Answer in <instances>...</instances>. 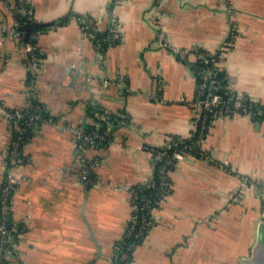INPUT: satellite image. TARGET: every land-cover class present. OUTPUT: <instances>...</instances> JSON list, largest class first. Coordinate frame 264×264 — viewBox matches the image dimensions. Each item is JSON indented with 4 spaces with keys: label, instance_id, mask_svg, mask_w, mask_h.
I'll return each instance as SVG.
<instances>
[{
    "label": "crops",
    "instance_id": "obj_1",
    "mask_svg": "<svg viewBox=\"0 0 264 264\" xmlns=\"http://www.w3.org/2000/svg\"><path fill=\"white\" fill-rule=\"evenodd\" d=\"M228 4L237 35L220 62L225 85L264 105V0H32L39 23L70 14L43 26L37 38L38 94L30 98L62 123L87 127L96 106L121 120L101 146L81 147L73 133L52 124L31 131L12 195L20 227L10 264H88L97 250L90 264H112V245L131 212L126 187L150 171L145 146L185 137L192 128L196 79L174 51L156 43V30L177 48H214L229 29ZM74 12L99 32L109 30L112 16L122 24V39L106 47L103 63ZM11 20L0 6V96L6 106L21 107L25 55L14 40L1 38ZM157 73L163 85L156 98ZM11 138L0 114V182ZM201 147L214 160L188 156L171 170L156 225L128 264H236L250 247L264 214V119L216 116ZM224 161L234 170L224 169ZM84 170L86 181L79 178Z\"/></svg>",
    "mask_w": 264,
    "mask_h": 264
},
{
    "label": "built area",
    "instance_id": "obj_2",
    "mask_svg": "<svg viewBox=\"0 0 264 264\" xmlns=\"http://www.w3.org/2000/svg\"><path fill=\"white\" fill-rule=\"evenodd\" d=\"M16 1L19 2L18 10L24 14L28 22L35 23L37 21L34 16L32 0H14L13 3L8 0H0L1 8L12 18L8 29L2 30L1 28V38L7 37L19 44L20 49L25 55L24 62L26 66L22 76L26 104L21 107H9L6 106L0 96V114L8 121L11 135L14 136L3 153L4 175L0 182V264L5 262H8L6 264H10V259L17 254L18 225L12 218V195L16 184L20 180L18 168L24 162V148L27 144L25 133L27 128L31 127L33 130H39L44 125L52 124L58 129L73 133L79 139L81 147L96 146L99 144L104 145L109 140L106 133L100 130V120L106 122V131L111 130L121 120L119 115L96 106L93 109L95 121L91 127L84 129L80 125L60 122L48 109L38 103L35 105V109L43 107L47 111V115L43 116L35 110L29 116H26L29 108V106H26L31 104L30 97H37L38 94L36 85L41 58L37 38L43 32V29L34 28L31 33L33 42L24 40L23 31L18 29L20 25L19 20L16 18L13 10ZM227 14L229 21L228 32L214 48H209L201 43L177 48L163 40L162 28L160 26H158V31L156 30L157 34L159 33L156 43L165 45L168 49L174 51L196 79L195 93L190 105L194 112L192 128L190 133L185 137H192L196 131L197 136L188 143H184V136L175 135L163 144L145 146V149L150 154V171L145 179L126 187L129 193L131 212L125 224L123 234L112 245V254H116L118 259L117 264H128L131 257L128 260L127 258L130 256L133 248L156 225L157 217L155 210L168 192V187L171 183L170 172L178 162L188 156H195L193 153L195 151L200 154L199 157H207L210 160H214V156L210 152L204 151L201 147L202 140L213 118L220 115L231 116L239 114L252 120L256 116H261L264 119V107L262 108L257 105L256 98L247 93L233 90L227 85L221 86L220 84L222 80L220 76V62L225 56L228 46L237 35L233 8L229 4L227 6ZM77 19L82 25L83 33L92 40L96 49L97 59L100 63H103L105 51L103 42L105 40L122 39V24L115 16H112L108 33L104 36H97L94 33L93 23L90 19L86 21L79 16H77ZM83 23H86V25H83ZM101 83L105 87L109 81L103 79ZM155 84L154 97L157 98L163 85V78L160 73H157L155 76ZM180 143H182V146L178 147ZM219 164L228 171L234 170V167L229 165L227 161L220 162ZM241 177L244 181L249 179L245 175H241ZM79 178L86 181L88 179V170L81 172ZM118 188H123V186ZM127 236H130V239L124 244L123 238Z\"/></svg>",
    "mask_w": 264,
    "mask_h": 264
},
{
    "label": "trees",
    "instance_id": "obj_3",
    "mask_svg": "<svg viewBox=\"0 0 264 264\" xmlns=\"http://www.w3.org/2000/svg\"><path fill=\"white\" fill-rule=\"evenodd\" d=\"M18 1H16L15 3H14V6H13V10H14V12H15V16H16V18L19 20V23H20V25L18 26V29H20V30H22L23 31V35H24V37H25V39H24V37H23V39L25 40V41H34L32 38H31V33H32V31L34 30V28H41V29H43L44 30V27L43 26H41L40 25V23L38 22V21H36L35 23H30V22H28L26 19H25V16H24V14L21 12V11H19L18 9H19V6H18ZM83 25H86V23H83ZM29 30V31H28ZM28 32V33H27ZM94 33L97 35V36H104V35H106L107 33H108V31L107 32H99V31H96V30H94ZM119 40H117V39H112V40H105L104 42H103V48L104 49H106V47L107 46H109V45H111V44H113V43H115V42H118ZM220 76H221V78H222V80H221V82H220V84H221V86H224L226 83H225V79H224V76H223V73H222V71L220 72ZM30 100H31V104L29 105H27L26 107H28L29 106V108H28V111H27V113H26V116H29L31 113H33L36 109H35V105L38 103V104H41V103H39V102H37L35 99H33V98H30ZM256 103H257V105L258 106H260V107H264V105H262L261 103H259L258 101H256ZM42 107V106H41ZM36 111H38L39 113H41L43 116H45V115H47V111L45 110V109H43V107L41 108V109H37ZM260 118H262L261 116H256V118L255 119H260ZM100 130L104 133H106V135L109 137V134H108V132L105 130L106 129V122L104 121V120H100ZM92 126V124L91 125H89V126H87V127H83L84 129H88L89 127H91ZM31 131H34L31 127H28L27 128V131H26V133H25V139H26V141L28 140V137H29V135L31 134ZM195 136H197V131L194 133V135L192 136V137H184V143H188L189 141H191ZM13 138H14V136H12V140H13ZM101 145H103V144H99V145H96V146H101ZM182 146V143H180V144H178V147H181ZM170 151V150H169ZM194 154H195V156H197V157H199V153L198 152H193ZM11 223V222H10ZM20 226L18 225V228H19ZM130 239V236H127V237H124L123 238V242H124V244L128 241ZM118 240V239H117ZM131 257V253H130V256H128V258H127V260L129 259ZM6 263H8V262H5V263H3V264H6ZM118 263V259H117V257H116V254H112V264H117Z\"/></svg>",
    "mask_w": 264,
    "mask_h": 264
},
{
    "label": "water",
    "instance_id": "obj_4",
    "mask_svg": "<svg viewBox=\"0 0 264 264\" xmlns=\"http://www.w3.org/2000/svg\"><path fill=\"white\" fill-rule=\"evenodd\" d=\"M74 13L77 14V16L82 17L84 20L86 21L88 20L84 14H81L79 12H74ZM69 14L70 13H67L66 15L61 16L50 22H44V23L42 22L40 23V25L50 27V25L53 22L55 23L61 22ZM88 186H89V182L86 183V188H88ZM85 192H87V190H85ZM100 254L101 252L97 250L96 256L91 261H89L88 264H90L94 259H96V257H99ZM236 264H264V214L261 216L259 222L257 223L256 231L250 247L247 249V251L244 254L240 255L238 262Z\"/></svg>",
    "mask_w": 264,
    "mask_h": 264
}]
</instances>
